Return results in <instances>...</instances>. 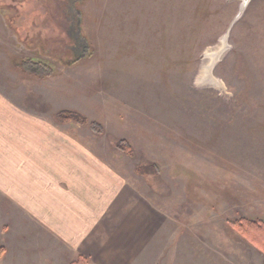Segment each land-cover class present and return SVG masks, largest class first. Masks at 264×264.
<instances>
[{
    "label": "rangeland",
    "instance_id": "1",
    "mask_svg": "<svg viewBox=\"0 0 264 264\" xmlns=\"http://www.w3.org/2000/svg\"><path fill=\"white\" fill-rule=\"evenodd\" d=\"M240 6L0 0V162L68 142L123 183L83 246L0 169V264H264L229 227L264 221V0Z\"/></svg>",
    "mask_w": 264,
    "mask_h": 264
},
{
    "label": "crops",
    "instance_id": "2",
    "mask_svg": "<svg viewBox=\"0 0 264 264\" xmlns=\"http://www.w3.org/2000/svg\"><path fill=\"white\" fill-rule=\"evenodd\" d=\"M58 145L50 143V151L46 147L40 148L45 150L44 155L36 146L34 158L19 156L18 167L3 160L0 169L4 173V181H14L13 188L17 187L20 196L28 197L29 204L35 206V212H40L45 221L53 223V227L58 229H73V234L75 229L81 230L76 239L87 246V241L90 242L89 233L98 224L95 219L98 215L93 212L108 206L115 211L123 183L117 181L116 174L106 170L98 160L71 157L75 150L72 143ZM99 185H106L107 188L102 198L95 193Z\"/></svg>",
    "mask_w": 264,
    "mask_h": 264
},
{
    "label": "trees",
    "instance_id": "3",
    "mask_svg": "<svg viewBox=\"0 0 264 264\" xmlns=\"http://www.w3.org/2000/svg\"><path fill=\"white\" fill-rule=\"evenodd\" d=\"M54 118L59 123L89 124L88 126L94 133L99 134L102 132L101 125L95 122H88L82 114L72 110H59ZM115 147L126 154L132 153V147L126 140L116 141ZM136 170L141 174H147L149 169L146 166H140ZM229 227L260 252L264 253V221L240 219L230 222Z\"/></svg>",
    "mask_w": 264,
    "mask_h": 264
},
{
    "label": "bare ground",
    "instance_id": "4",
    "mask_svg": "<svg viewBox=\"0 0 264 264\" xmlns=\"http://www.w3.org/2000/svg\"><path fill=\"white\" fill-rule=\"evenodd\" d=\"M224 37V36H223ZM223 40H225V37L223 38ZM218 52H212L210 54L207 55V53H205L206 56H209V64L206 66V68L203 70L204 71V77L203 78H206L207 77V74L206 72L209 71L210 72V67L212 65V63L214 62V60H216V56L218 55L217 54ZM219 57V56H218ZM217 57V58H218ZM202 78V77H201Z\"/></svg>",
    "mask_w": 264,
    "mask_h": 264
},
{
    "label": "water",
    "instance_id": "5",
    "mask_svg": "<svg viewBox=\"0 0 264 264\" xmlns=\"http://www.w3.org/2000/svg\"><path fill=\"white\" fill-rule=\"evenodd\" d=\"M240 1H241V6H240V10H239L237 16L241 13L243 7L247 4V2H248L249 0H240ZM237 16L235 17V19L237 18ZM235 19H234V20H235ZM234 20H233V21H234ZM224 37L226 38V35H224Z\"/></svg>",
    "mask_w": 264,
    "mask_h": 264
}]
</instances>
